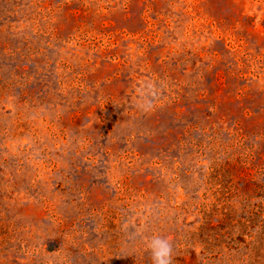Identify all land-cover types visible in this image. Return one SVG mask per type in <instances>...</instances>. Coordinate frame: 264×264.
<instances>
[{"label": "rangeland", "instance_id": "rangeland-1", "mask_svg": "<svg viewBox=\"0 0 264 264\" xmlns=\"http://www.w3.org/2000/svg\"><path fill=\"white\" fill-rule=\"evenodd\" d=\"M264 264V0H0V264Z\"/></svg>", "mask_w": 264, "mask_h": 264}, {"label": "clouds", "instance_id": "clouds-1", "mask_svg": "<svg viewBox=\"0 0 264 264\" xmlns=\"http://www.w3.org/2000/svg\"><path fill=\"white\" fill-rule=\"evenodd\" d=\"M153 264H171L172 244L166 238L154 236L147 242Z\"/></svg>", "mask_w": 264, "mask_h": 264}]
</instances>
